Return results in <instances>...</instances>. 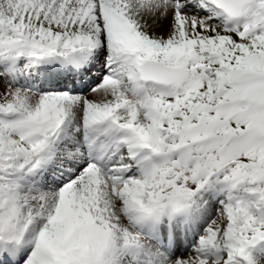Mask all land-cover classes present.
I'll list each match as a JSON object with an SVG mask.
<instances>
[{"label":"snow or ice","instance_id":"1","mask_svg":"<svg viewBox=\"0 0 264 264\" xmlns=\"http://www.w3.org/2000/svg\"><path fill=\"white\" fill-rule=\"evenodd\" d=\"M0 264H264V0H0Z\"/></svg>","mask_w":264,"mask_h":264}]
</instances>
